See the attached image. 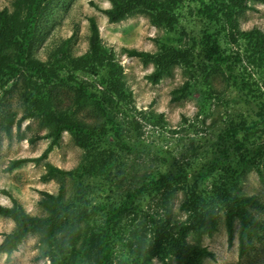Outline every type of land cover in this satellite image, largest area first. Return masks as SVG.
<instances>
[{"label":"rangeland","instance_id":"374dc122","mask_svg":"<svg viewBox=\"0 0 264 264\" xmlns=\"http://www.w3.org/2000/svg\"><path fill=\"white\" fill-rule=\"evenodd\" d=\"M14 1L0 0V9L14 11ZM168 2L175 21L172 30L153 24L146 14L110 22L103 12L110 7L109 0H45L28 57L39 66L53 67L51 79L33 73L25 63L17 62L13 68L15 48L0 43V205H11L15 199L27 214L44 216V193L56 194L62 185L72 205L90 210L99 202L122 199L146 172L182 169L192 175L189 189L210 199L207 208L216 217L215 229L200 232L188 224L179 208L184 198L181 191L164 206L161 199H144L138 213L127 217L110 264H132L134 258L146 264H176L168 249L162 255H148L151 216L167 225L173 239L211 250L213 257L204 256V264H264V122L253 124L264 116V76H256L249 95L239 91L229 80L227 68L212 67L204 58L199 39L213 27L199 13V0ZM249 4L252 8L237 15L239 27L264 30V3ZM20 15L14 20L16 31L22 25ZM88 16L95 18L102 45L121 68L126 97H115L112 109L120 124L118 132L93 103L76 96L75 82L102 88L98 82L102 70L96 63L73 60L88 50ZM221 45L230 51L225 41ZM131 49L177 54L175 62L167 60L159 81L152 82L147 75L154 70V62L130 55ZM183 85L186 88L181 90ZM58 112L83 120L88 131L79 138L92 145L81 146L77 136L64 129L45 159L6 171L11 159L41 153L52 138ZM92 159L109 163L107 178L47 173L49 164L74 169ZM228 192L253 199L247 205L251 223L241 257L238 217L232 223V243L227 241L223 199ZM14 227L11 217L0 214V241ZM55 246V241H42L38 233L30 232L11 253H0V264H50Z\"/></svg>","mask_w":264,"mask_h":264},{"label":"trees","instance_id":"16d2710c","mask_svg":"<svg viewBox=\"0 0 264 264\" xmlns=\"http://www.w3.org/2000/svg\"><path fill=\"white\" fill-rule=\"evenodd\" d=\"M247 1V2H246ZM249 1L264 0H199V13L208 20L213 30H206L199 39L204 58L209 60L212 67L228 69L229 80L239 91L246 95L256 84V76H264V30L257 27L243 30L239 27L237 15L240 11L252 8ZM110 7L103 9L108 21L115 22L135 14H146L151 22L168 30L175 28L172 8L168 0H109ZM45 0H15L14 11L0 9V43L15 48V61L25 63L33 73H42L51 79L52 68L44 64L33 63L28 57L35 29V21L43 11ZM17 13H21V28L16 31L14 23ZM89 37L88 50L76 57L75 61L86 64L96 63L102 70L99 73L101 89H91L78 82L74 83L76 96L79 101L91 102L108 119V126L115 132L120 131L115 114L112 112L116 100L125 98L126 93L121 89V68L114 62L111 53L102 45L98 24L93 16H88ZM15 20V21H14ZM20 36V37H19ZM68 40V39H67ZM230 46L226 51L221 41ZM130 55L141 58L143 62L153 61L154 70L147 75L152 82H157L163 75L167 63L175 62L174 51L150 53L131 49ZM56 56H58L56 54ZM40 63V62H39ZM11 66V64L9 65ZM13 71H10L12 73ZM59 67H56V77ZM0 72V77H1ZM186 85L181 87L184 90ZM116 97V100H115ZM176 97H173V99ZM57 122L52 129V138L40 154L31 157H16L9 161L4 168L10 171L21 163H35L45 159L48 153L57 145L62 130L67 129L77 136V142L86 148L92 143L79 138V134L88 131L85 122L76 117L68 118L58 112ZM161 116V113H159ZM254 120L253 124L264 122V116ZM110 165L107 161L92 159L80 164L74 169H63L49 164L47 173L50 175H90L107 178ZM187 171L182 169H167L158 172H146L139 185L126 191L122 199H110L91 206L88 210L84 205H72L64 197L63 186L60 185L56 194L45 192L41 204L46 208L44 216L27 214L15 199L11 205H0V214L11 217L15 227L4 233L0 241V253L9 254L15 250L20 241L30 232L40 235L42 241H55L56 252L52 255L50 264H110L116 241H122L125 221L133 213L136 215L144 199H161V204H168L173 195L181 191L184 198L179 208L186 214V221L200 232L211 233L216 227V217L212 209L207 208L211 203L201 191L189 189L190 179ZM223 207L226 213V231L228 245L232 243V223L235 217L239 219V257L245 253L250 218L247 205L253 202L249 196L225 193ZM91 222L97 225L92 226ZM149 233L151 238L147 244L149 256L162 255L168 249L175 256L176 264H204V256L213 257V252L205 246L177 241L161 225L154 216L149 218ZM148 258V257H146ZM164 258V257H163ZM132 264H146L134 258ZM163 264H166L163 261Z\"/></svg>","mask_w":264,"mask_h":264}]
</instances>
